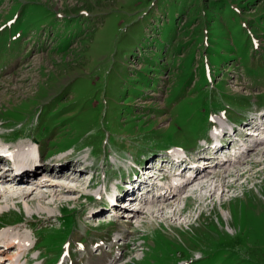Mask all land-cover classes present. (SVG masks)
I'll list each match as a JSON object with an SVG mask.
<instances>
[{
    "label": "rangeland",
    "instance_id": "obj_1",
    "mask_svg": "<svg viewBox=\"0 0 264 264\" xmlns=\"http://www.w3.org/2000/svg\"><path fill=\"white\" fill-rule=\"evenodd\" d=\"M18 60L23 64L12 73ZM261 106L264 0H0V144L29 135L49 150L69 149L68 161L54 158L42 168L56 169L54 178L68 179L60 185L73 187L35 181L38 193L59 197L41 206L34 192L7 210L2 205L0 227L26 240L23 252L38 236L37 260L45 264L67 242L71 251L56 264H86L88 250L97 263L101 252L106 256L102 247L116 259L108 264H264V144L243 165L220 168L231 187L211 199L206 190L185 193L173 209L150 217L149 208L163 203H147L134 221L126 219L131 226L123 213L110 223L109 216L87 220L90 195L123 178L127 162L168 153L169 146L196 153L210 119L240 124ZM90 153L96 160L87 163L98 171L85 167L83 182L69 180V157L84 167ZM89 176L96 182L84 190ZM92 209L91 220L107 211ZM45 226L52 229L35 231ZM113 232L124 241L115 242ZM98 243L101 252L94 251ZM19 251L3 249L0 260L6 264Z\"/></svg>",
    "mask_w": 264,
    "mask_h": 264
},
{
    "label": "bare ground",
    "instance_id": "obj_2",
    "mask_svg": "<svg viewBox=\"0 0 264 264\" xmlns=\"http://www.w3.org/2000/svg\"><path fill=\"white\" fill-rule=\"evenodd\" d=\"M222 123L223 122L221 121V128H222ZM215 133H216L215 131L212 132L213 135H215ZM262 134H263V138H261V139H264V132ZM226 136L227 135H225V137ZM227 140H229L230 143L232 142V140H230V137H228ZM6 141H8V140H6ZM254 143H255L254 145H252L250 148H248L247 155L249 153H251L253 150H257L259 148V146L264 144V140H254ZM3 145L7 146V143H4ZM35 147L38 148V152L40 154V159H42L41 157L44 156V155L41 154L39 145L35 146V144L29 143V141L28 142H23L21 145H19L17 147H14V148H16V150L12 149L14 151V154L12 155V157L14 158L15 162H14V165H8L7 169H2L1 166L3 165L4 159L0 157V185L13 184V185H11V188L8 187V188H3L2 189V187H0V200H1V202H0V213L5 211L4 208L1 207L2 205H5L6 206L5 209L7 210L8 203L13 202V201L14 202H18V203H22L23 201H25V199L28 196L32 195L34 192H35V194H37V200L39 199L38 202H39V205H41V206H44V204H45L43 200H49V199L54 200V198H58L59 197V195H57V193H54V192H47V193L40 194V192L38 193V191H37L38 188L34 186V182L35 181H39V183H38L39 186L46 185L45 182H47L49 180L48 179L46 180L45 178H43L44 176H49L53 180H59L58 178H61L60 176H56L58 178H54L55 176H52L53 174H57V170L56 169H54V168H50V169L42 168L44 165L46 166L47 164H42V165H40V167H35L32 170L30 169L32 166H34L32 158H33V155H34V148ZM176 151L185 152V150H183L181 148H177ZM71 157H69V159H70L69 162H72L73 167L70 168V169L69 168L65 169V170H69V173H70L69 176L71 177L69 180L72 181V180L76 179L75 181H77V182H83V181H80V180H82L83 171L84 170L86 171L87 168L81 167V165L77 164L76 161H73V159ZM249 157H250V155H249ZM64 160L68 161L66 158H64V155H63V158L56 159V161H58V162H63ZM200 160H203V159H200ZM213 162H214V160H211L209 162H208V160L207 161L204 160V164H206L205 168L204 169L201 168L202 170L194 171L195 172V177L193 179H191V180L186 181L184 183V185H182L179 188L176 185L180 181L179 177H182L187 172L188 169L186 167H184L176 175L173 174L174 171H175L174 169H170L169 171L166 170V173H167L166 176L174 178V181H173L174 183H173L172 186H165L163 188V192H165L164 196L157 197L156 199H153L151 202H149L151 205H153V204L160 205V201H161L163 203V206H161V208H158L156 210H154L152 208H149V210L146 213V215L148 214V216L150 217V216H154L157 213H160L161 211L163 212V210L165 208L173 209L175 204H176V202H178L179 200H182V198H183V196H181V197L179 196L180 192L182 190H183V193H186V194L187 193H191L192 196L193 195L195 196L199 192H201L203 190H206L207 193H209L207 195V197L209 199H211L212 197H214V194L216 193V191L219 190L220 188H223V187L229 188V187H231L230 184L229 185H225L226 184L224 182V178L225 177L222 178L220 176V174H219V173H221L219 171L220 168H224V169L226 168V162H224V163L217 162L212 167L208 165L209 163H213ZM39 163H42V162L39 161ZM5 165H7V164H5ZM51 166L52 165L50 164L47 167H51ZM234 166H236V165H234ZM15 167H16L17 170H19V169H23L24 170L23 173L19 176V178H16V179H15V177H11L10 174H9V170L15 171ZM40 168H42V169H40ZM63 169H64V167H63ZM144 169H145V171H152V166L148 167L146 165L144 167ZM38 171H39V173H38ZM40 172H42V173L40 174ZM64 173L67 176L68 173L66 171H64ZM231 175L232 174L229 173L227 177H232L233 175L232 176ZM41 179H43V180H41ZM62 179H65V178H62ZM213 181H215L217 184L215 185V187H213L214 186L213 185L212 186L213 188H210V183L213 184ZM61 184H64V183H61ZM28 185H31V187L28 186ZM52 185H54L55 187H58V188L61 187V190L64 188L68 192H70L71 190L69 188H67V187L73 188L71 186H62L59 183H50L49 186L53 187ZM33 187H35V189L30 190ZM176 189H178V190L176 191ZM187 189H188V191H186ZM113 191L116 192L117 191L116 188H114ZM132 191H134V190H128L127 191V190H122L121 189V192H125V193H131ZM19 192H20V195H18ZM44 192H46V191H44ZM58 192H60V190H58ZM60 193H62V191ZM166 193H167V195L165 196ZM124 196L125 195L121 196L119 194L118 198L122 199V198H124ZM203 198L204 197H202L201 199H203ZM66 201L69 202L68 200H66ZM32 203H34V201L31 202V203H27L26 202V204L29 207H30V204H32ZM50 204H51V202H50ZM116 205H118V204H116ZM116 207L117 206H111V208H113V209H116ZM119 210H120V208H119ZM176 211H178V209H175L171 213L172 214H177L178 212L176 213ZM138 212H142V210H139ZM90 213H92V212H90ZM164 213H168V212L164 211ZM92 215H94V213H92ZM126 219H127V217H126ZM134 219L135 218L133 216L131 218V220L134 221ZM1 238H3L2 242H1ZM16 245L20 249L19 257H18V254H17L15 256L10 257L9 260L12 261V264H21V261H19L20 263L19 262L17 263L15 258H19L20 259V256L24 255L25 252H23V250L27 246L26 245V240L22 239L17 233L16 234H12V232L10 230H8L6 227L0 228V255H1V252H2L3 249H5V251H6L7 249H9L12 246L16 247ZM104 255H106L105 252H104ZM98 259L100 260V262L98 264H108V261L106 262L104 258L103 259L98 258ZM26 262H27V259H26ZM3 263H4V261L0 260V264H3ZM89 264H94V263H89Z\"/></svg>",
    "mask_w": 264,
    "mask_h": 264
}]
</instances>
